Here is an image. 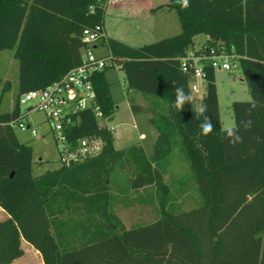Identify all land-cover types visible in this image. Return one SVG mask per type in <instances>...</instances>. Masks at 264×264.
Instances as JSON below:
<instances>
[{"label": "trees", "instance_id": "obj_1", "mask_svg": "<svg viewBox=\"0 0 264 264\" xmlns=\"http://www.w3.org/2000/svg\"><path fill=\"white\" fill-rule=\"evenodd\" d=\"M106 4L0 0V51H13L19 63L14 105L8 112L0 107V208L8 216L0 221V264L22 258L23 243L40 253L43 264H264V0H188L187 7L170 0L179 35L140 48L107 41L127 91L152 98L162 110L151 120L157 131L153 156L129 183L135 191L155 187L159 220L127 230L115 218L111 177L127 151L115 149L114 131L101 127L90 111L80 115L73 137H102L103 154L34 177L33 150L10 125L20 118V99L80 64L83 31L105 27ZM200 36L236 57L232 64L250 95V101L232 104L233 129H222L211 67L205 68L202 107L194 105L191 74L180 60ZM111 68L94 76L104 120L116 111L106 78ZM11 88L0 78V105ZM131 110L142 112L134 103ZM205 117L212 124L207 135ZM176 145L191 173L179 188L192 182L199 196L196 207L180 213L172 206L173 185L162 174Z\"/></svg>", "mask_w": 264, "mask_h": 264}, {"label": "rangeland", "instance_id": "obj_2", "mask_svg": "<svg viewBox=\"0 0 264 264\" xmlns=\"http://www.w3.org/2000/svg\"><path fill=\"white\" fill-rule=\"evenodd\" d=\"M203 41L204 37H197L195 39L196 46ZM215 74L222 129H233L235 122L232 104L234 102H247L251 98L242 81L241 73L236 67L231 71L217 70ZM0 78L10 82L12 87L11 91L4 95L0 105L2 112H8L15 102L19 78V63L15 60L13 51H0ZM106 78L110 84L111 97L116 105V111L112 117L99 122V124L101 127L115 131L114 147L117 150L127 151L124 160L115 165L111 177V193L113 196L115 195L112 212L115 218L124 225V228L132 229L146 226L161 217L158 211L156 189L155 187H146L135 191L129 187V183L132 178L144 170V160L149 161L153 156L155 141L152 140V135L156 136L157 131L151 124V120H157V113L162 112V110L155 107L152 98L135 92H128L125 75L117 66L107 71ZM192 97L195 107L201 108L200 99L194 94ZM131 103L138 105L142 112L134 114L131 110ZM43 120V114L38 112L32 113L25 120L26 124H32L39 131L38 137H33L30 131H22L17 127L14 129L18 141L30 146L33 150L34 177L60 168L57 147L52 138L46 134ZM145 121L152 126L147 130L149 133V139L145 143L147 146L144 148L138 145L131 146L139 141L140 134L144 132L142 126ZM132 148L134 149L132 150ZM167 163L168 165L163 169L162 174L165 182L173 185L172 195H177L172 205L176 210L174 212L180 213L196 207L199 203V196L194 184L191 182L179 188L178 182H182V176L186 173L191 174L189 163L184 158L180 145L175 146L172 155L167 159ZM177 164L181 167H178ZM67 214L66 212L64 216H68ZM22 248L24 256L18 259L15 264H37L38 258L32 253L31 247L23 244Z\"/></svg>", "mask_w": 264, "mask_h": 264}, {"label": "built area", "instance_id": "obj_3", "mask_svg": "<svg viewBox=\"0 0 264 264\" xmlns=\"http://www.w3.org/2000/svg\"><path fill=\"white\" fill-rule=\"evenodd\" d=\"M103 39L104 27L85 29L82 34L84 48L80 64L47 88L22 95L20 118L10 124L14 129L17 127L22 131H30L33 137H38L39 131L32 124H26L25 120L32 113L43 114L42 123L46 134L57 147L60 167L96 159L106 147L105 140L99 136L73 137L74 128L79 125L82 113L90 111L99 122L104 121L94 88V76L113 65L111 57H101L95 53V47ZM210 41L207 37L204 44L188 50L180 60L182 70L191 74L190 91L201 102L205 92V68L231 71L236 67L232 64L236 57L227 54L223 46L209 47Z\"/></svg>", "mask_w": 264, "mask_h": 264}, {"label": "crops", "instance_id": "obj_4", "mask_svg": "<svg viewBox=\"0 0 264 264\" xmlns=\"http://www.w3.org/2000/svg\"><path fill=\"white\" fill-rule=\"evenodd\" d=\"M169 2L170 0H106L104 27L106 42L98 44L95 47V53L101 57H111L107 44L108 40H114L130 48H140L179 35L182 31L181 23L177 13L168 9ZM206 40L207 37H204V41L200 45L204 44ZM145 122L142 126L144 132L140 134L139 141L131 146L138 145L141 148L147 146L145 144L149 139L147 130L151 125ZM156 139L157 135H152V140L156 141ZM178 167L181 166L178 165ZM187 176L186 173L182 177L186 179ZM176 196L174 199L177 198ZM113 198L115 201V195ZM158 211L160 213L159 208ZM7 217V214L0 208V221H4ZM122 227L129 230L127 227L124 228V225ZM31 249L32 253L38 258L37 264H43L40 253L32 247Z\"/></svg>", "mask_w": 264, "mask_h": 264}, {"label": "clouds", "instance_id": "obj_5", "mask_svg": "<svg viewBox=\"0 0 264 264\" xmlns=\"http://www.w3.org/2000/svg\"><path fill=\"white\" fill-rule=\"evenodd\" d=\"M182 6L183 7H187L188 6V0H182ZM181 94H183V91H182V89L178 88L177 89V98L178 99H179V97H180ZM176 106H177V108H180L181 107V105L179 103H177ZM201 128L203 129V132H204L205 135H207L208 133H210L212 131L211 121L207 117H205V123H203L201 125ZM229 134L231 135V132Z\"/></svg>", "mask_w": 264, "mask_h": 264}]
</instances>
